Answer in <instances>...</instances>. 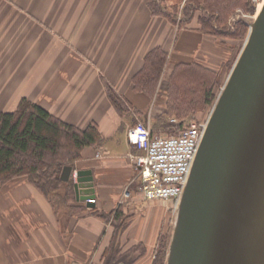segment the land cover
I'll list each match as a JSON object with an SVG mask.
<instances>
[{
	"label": "crops",
	"instance_id": "1",
	"mask_svg": "<svg viewBox=\"0 0 264 264\" xmlns=\"http://www.w3.org/2000/svg\"><path fill=\"white\" fill-rule=\"evenodd\" d=\"M156 1L166 12L186 2ZM151 2L0 0V111L14 112L25 98L78 129L96 125L101 137L74 162L75 171H91L92 207L75 195L56 207L25 176L0 182V264H107L104 252L111 244L120 257L129 248L143 249L131 264L151 263L169 216L160 201L139 192L126 130L129 118H154L163 109L156 95L135 91L132 79L152 50L168 54L166 69L172 71L202 54L212 39L199 31L196 15L186 25L174 24L153 14ZM109 89L126 103L122 113Z\"/></svg>",
	"mask_w": 264,
	"mask_h": 264
},
{
	"label": "water",
	"instance_id": "2",
	"mask_svg": "<svg viewBox=\"0 0 264 264\" xmlns=\"http://www.w3.org/2000/svg\"><path fill=\"white\" fill-rule=\"evenodd\" d=\"M73 190L93 206L90 170H76ZM166 264H264V4L207 118Z\"/></svg>",
	"mask_w": 264,
	"mask_h": 264
},
{
	"label": "trees",
	"instance_id": "3",
	"mask_svg": "<svg viewBox=\"0 0 264 264\" xmlns=\"http://www.w3.org/2000/svg\"><path fill=\"white\" fill-rule=\"evenodd\" d=\"M247 2L246 0H186L182 7V18L178 21L176 9L166 12L156 0H152L150 8L153 14H160L171 23H178L181 26L190 23L196 15L200 32L206 35H223L225 32L220 34L219 25L225 27V20L231 12L237 8L246 9ZM198 10H201L202 14H196ZM216 27L220 31L215 30ZM244 29L245 26L241 22L236 23L229 37L243 35ZM166 59L167 54L159 49L149 52L144 58L142 69L132 79L133 89L152 96ZM215 75L213 70L198 63L178 62L169 77L167 97L171 106L166 109H172L177 113H189L200 101L206 99L209 103L210 89L215 84V79L212 77ZM108 95L115 109L122 113L126 103L110 89ZM100 141L101 137L96 125L91 124L83 130L78 129L22 98L14 112L0 111V182L5 183L12 178L25 176L47 199L51 200L53 205L56 207H60L61 204L66 205L73 199L74 190L72 181L61 182L60 175L63 168L73 167V163L80 159L83 148L97 145ZM75 210L78 212L83 209ZM119 216L120 211L117 208L112 215L115 226L118 225ZM106 218H109V215ZM159 244L160 248L150 264H163L164 245L162 242ZM117 254L118 248L111 244L104 252L107 264H116L117 260H120Z\"/></svg>",
	"mask_w": 264,
	"mask_h": 264
},
{
	"label": "rangeland",
	"instance_id": "4",
	"mask_svg": "<svg viewBox=\"0 0 264 264\" xmlns=\"http://www.w3.org/2000/svg\"><path fill=\"white\" fill-rule=\"evenodd\" d=\"M247 2V0H246ZM238 10V13L236 12ZM196 14H202V11L198 10ZM206 14V13H205ZM256 14L255 9L251 6L250 2H247L246 9L237 8L231 12L229 17L225 20V27L219 25L215 28V30H219L220 34L223 35H209L212 39L205 40V49L204 52L199 55H191L189 58L187 57V62L184 63H198L205 68L213 70L215 72V76L212 77L215 79V84L212 86L210 98L211 101L207 103V100L200 101L198 104L194 106L193 111L189 113L180 112L177 113L174 110H167L171 102H168V83L169 77L172 71L167 70V66H169V59L167 54V59L162 70V73L159 77V81L157 86L155 87L153 96L156 97V103L158 104V110L160 107L163 109L162 113L155 116L154 118L147 117H137V118H129V122L135 124L137 121L145 123L150 132L154 137H166L176 135L178 131L186 125L189 121H199L205 122L210 115V112L216 102V99L226 81V78L230 72L232 65L234 64L245 40L247 34L249 32V23H252L253 18ZM177 19L182 18V9L177 11ZM241 22L244 26V34L241 36L235 35V37H229V33L234 30L236 23ZM218 26V25H217ZM223 27V28H222ZM218 31V32H219ZM180 33L178 37L181 35ZM180 40V39H179ZM175 61H171L173 63ZM168 63V64H167ZM168 105V106H167ZM171 106V105H170ZM174 121V122H172ZM131 125V126H132ZM75 165L73 163L72 169L74 170ZM72 179V178H71ZM72 181V180H71ZM137 182V179H136ZM138 183V182H137ZM136 183V184H137ZM138 185L136 186V188ZM139 190V189H138ZM163 209L168 211L167 218L163 219V227L162 232L159 234V237L156 239L155 248L152 250L150 256V262L155 258L156 252L160 248V242L164 245V258L163 264H166L167 252L170 242V237L174 228L175 218H176V204L172 201H162L160 202ZM143 252V249L133 250L129 248V252L120 257L119 259L124 261L125 264H130L133 259L137 256V254Z\"/></svg>",
	"mask_w": 264,
	"mask_h": 264
},
{
	"label": "built area",
	"instance_id": "5",
	"mask_svg": "<svg viewBox=\"0 0 264 264\" xmlns=\"http://www.w3.org/2000/svg\"><path fill=\"white\" fill-rule=\"evenodd\" d=\"M249 2L257 11L264 0ZM205 126L206 121L192 120L176 135L166 137H152L149 128L141 122L127 129V143L136 151L131 160L145 200L177 203ZM127 196L128 192H125L124 197Z\"/></svg>",
	"mask_w": 264,
	"mask_h": 264
},
{
	"label": "bare ground",
	"instance_id": "6",
	"mask_svg": "<svg viewBox=\"0 0 264 264\" xmlns=\"http://www.w3.org/2000/svg\"><path fill=\"white\" fill-rule=\"evenodd\" d=\"M262 5H263V3H262L261 6L259 7L258 12L261 10Z\"/></svg>",
	"mask_w": 264,
	"mask_h": 264
}]
</instances>
